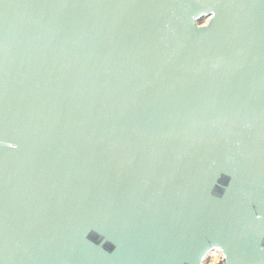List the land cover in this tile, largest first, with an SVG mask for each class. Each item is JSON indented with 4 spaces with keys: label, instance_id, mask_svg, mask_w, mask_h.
Listing matches in <instances>:
<instances>
[{
    "label": "water",
    "instance_id": "1",
    "mask_svg": "<svg viewBox=\"0 0 264 264\" xmlns=\"http://www.w3.org/2000/svg\"><path fill=\"white\" fill-rule=\"evenodd\" d=\"M215 249L264 264V0H0V264Z\"/></svg>",
    "mask_w": 264,
    "mask_h": 264
},
{
    "label": "built area",
    "instance_id": "2",
    "mask_svg": "<svg viewBox=\"0 0 264 264\" xmlns=\"http://www.w3.org/2000/svg\"><path fill=\"white\" fill-rule=\"evenodd\" d=\"M225 255L220 249H215L205 258L204 264H225Z\"/></svg>",
    "mask_w": 264,
    "mask_h": 264
},
{
    "label": "rangeland",
    "instance_id": "3",
    "mask_svg": "<svg viewBox=\"0 0 264 264\" xmlns=\"http://www.w3.org/2000/svg\"><path fill=\"white\" fill-rule=\"evenodd\" d=\"M210 18H211L210 14H203L200 17H198L196 21L198 25H206L208 24Z\"/></svg>",
    "mask_w": 264,
    "mask_h": 264
}]
</instances>
